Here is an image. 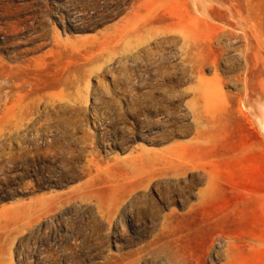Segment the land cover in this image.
<instances>
[{
	"label": "rangeland",
	"instance_id": "374dc122",
	"mask_svg": "<svg viewBox=\"0 0 264 264\" xmlns=\"http://www.w3.org/2000/svg\"><path fill=\"white\" fill-rule=\"evenodd\" d=\"M264 0H0V264H264Z\"/></svg>",
	"mask_w": 264,
	"mask_h": 264
},
{
	"label": "bare ground",
	"instance_id": "6f19581e",
	"mask_svg": "<svg viewBox=\"0 0 264 264\" xmlns=\"http://www.w3.org/2000/svg\"><path fill=\"white\" fill-rule=\"evenodd\" d=\"M261 113L258 111L254 112V121L253 120H249L251 122L252 125L254 126H260L261 128H263L264 130V120L261 118ZM237 248V245L235 244V242L233 241H228L226 243V245L223 248V252L225 255V258L223 261L218 262L216 264H237L236 262H234L232 260V258L229 256V254L233 253Z\"/></svg>",
	"mask_w": 264,
	"mask_h": 264
}]
</instances>
